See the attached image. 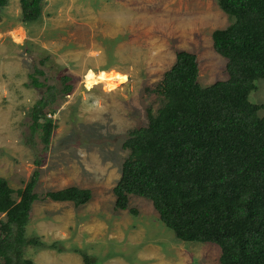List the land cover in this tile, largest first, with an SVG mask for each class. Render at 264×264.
<instances>
[{"label": "rangeland", "instance_id": "1", "mask_svg": "<svg viewBox=\"0 0 264 264\" xmlns=\"http://www.w3.org/2000/svg\"><path fill=\"white\" fill-rule=\"evenodd\" d=\"M229 21L216 0H41L40 17L26 23L18 0H6L0 9V175L13 189L22 187L40 157L39 196L71 184L91 191L76 206L34 199L23 234L42 244L24 245L22 256L33 264H84L78 248L91 264H220L217 244L176 239L148 198L128 196L135 213L115 208L111 187L127 153L121 141L146 121L145 108L154 112L160 102L143 86L159 79L178 48L195 53L200 84L224 78L225 58L213 50L211 31ZM29 73L43 85L30 84ZM61 74L71 83L64 94L57 90ZM47 84L56 88L55 99L30 132L31 105ZM248 98L264 103V78ZM46 118L52 130L45 145L39 133ZM52 241L55 247L46 245Z\"/></svg>", "mask_w": 264, "mask_h": 264}, {"label": "trees", "instance_id": "2", "mask_svg": "<svg viewBox=\"0 0 264 264\" xmlns=\"http://www.w3.org/2000/svg\"><path fill=\"white\" fill-rule=\"evenodd\" d=\"M216 1L230 17L211 31L213 50L225 58L226 76L200 84L195 53L175 49L159 79L143 86L159 105L154 112L147 106L146 121L128 129L121 141L127 153L111 187L113 206L124 209L130 194L143 196L176 239L217 244L220 264H264V103L248 98L255 81L264 78V0ZM5 3L0 0V9ZM18 3L22 21L40 17L41 0ZM34 72L42 69L34 67ZM35 73L28 74L29 83L43 85ZM69 78L60 75V93L70 90ZM46 87L31 105L30 132L41 126L40 111L55 99L54 85ZM44 122L39 136L46 145L52 129L50 118ZM40 163V157L33 159L22 187L13 189L0 175L2 264H33L22 249L42 244L23 234L34 199L76 206L91 196L88 187L75 184L39 196L34 187ZM46 245L55 247V241ZM74 250L91 264L88 253Z\"/></svg>", "mask_w": 264, "mask_h": 264}]
</instances>
